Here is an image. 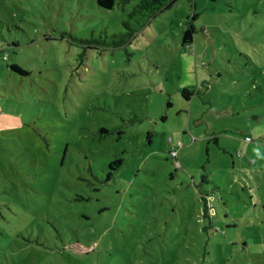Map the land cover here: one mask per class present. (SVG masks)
Masks as SVG:
<instances>
[{"label":"rangeland","instance_id":"obj_1","mask_svg":"<svg viewBox=\"0 0 264 264\" xmlns=\"http://www.w3.org/2000/svg\"><path fill=\"white\" fill-rule=\"evenodd\" d=\"M136 1L0 0V264H264V0Z\"/></svg>","mask_w":264,"mask_h":264},{"label":"trees","instance_id":"obj_2","mask_svg":"<svg viewBox=\"0 0 264 264\" xmlns=\"http://www.w3.org/2000/svg\"><path fill=\"white\" fill-rule=\"evenodd\" d=\"M130 0H95L96 4L101 8L110 9L115 3L124 4ZM175 0H137L130 10H128V16L130 20L124 21L123 25L129 30L127 35L132 36L136 31L141 29L145 24L155 17L163 9L168 8ZM194 30L193 26H189L183 32V43L187 44L191 41V33ZM3 58H7V54L3 55ZM10 68L24 73V71L14 63H9ZM181 94L185 99H189L192 95V91L189 88H183ZM170 104V103H169ZM107 129L100 127V132H106ZM248 137V136H245ZM250 139V137H248ZM150 141V140H149ZM122 164V159H115L108 164L110 171L116 170L118 166ZM108 172V175L111 172Z\"/></svg>","mask_w":264,"mask_h":264},{"label":"built area","instance_id":"obj_3","mask_svg":"<svg viewBox=\"0 0 264 264\" xmlns=\"http://www.w3.org/2000/svg\"><path fill=\"white\" fill-rule=\"evenodd\" d=\"M247 140H250L248 137H245ZM171 155L174 156L175 155V150L171 149ZM177 163V162H176Z\"/></svg>","mask_w":264,"mask_h":264},{"label":"clouds","instance_id":"obj_4","mask_svg":"<svg viewBox=\"0 0 264 264\" xmlns=\"http://www.w3.org/2000/svg\"><path fill=\"white\" fill-rule=\"evenodd\" d=\"M171 149H173L172 147L170 148V154H171ZM175 150V149H174ZM172 156V155H171ZM176 156V151H175V155L173 157ZM176 162L178 163V161L176 160Z\"/></svg>","mask_w":264,"mask_h":264}]
</instances>
